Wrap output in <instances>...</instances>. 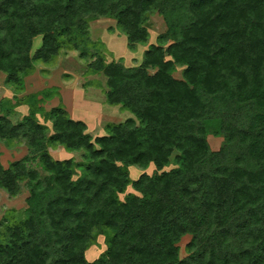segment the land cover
Wrapping results in <instances>:
<instances>
[{
	"label": "trees",
	"instance_id": "obj_1",
	"mask_svg": "<svg viewBox=\"0 0 264 264\" xmlns=\"http://www.w3.org/2000/svg\"><path fill=\"white\" fill-rule=\"evenodd\" d=\"M151 13L166 30L136 66L107 61L90 37L108 17L133 50ZM65 50L134 118L93 137L61 102L45 108L57 87L0 99V142L27 147L0 161V192L27 191L0 218V264H264V0H0V72L14 93ZM57 147L80 158H54ZM150 164L131 180L129 166Z\"/></svg>",
	"mask_w": 264,
	"mask_h": 264
},
{
	"label": "rangeland",
	"instance_id": "obj_2",
	"mask_svg": "<svg viewBox=\"0 0 264 264\" xmlns=\"http://www.w3.org/2000/svg\"><path fill=\"white\" fill-rule=\"evenodd\" d=\"M149 39L146 44H139L135 49H129L126 36L121 33L115 24V20L108 17H99L89 25L90 37L94 41L104 44L106 50V60H116L125 66H136L141 63L143 52L148 45L156 43L157 38L165 30L163 19L157 13H151L147 20ZM41 43V36L34 38L32 51ZM89 60L83 59L74 50L62 51L50 65L35 63V71L25 78V87L22 92H15L5 85V74L0 72V99L3 97L13 98L15 95L21 97L24 94L32 93L44 88L57 87L59 97H54L44 103L45 108L57 105L61 102L67 110L69 116L75 120L83 121L87 126V132L93 137L104 134L103 125L106 122H120L127 118H134L128 110L120 108L119 105L106 103L105 91L107 90L106 78L101 74H91L87 72ZM181 68L178 67L174 73L175 77H181ZM16 110L21 114H26V105L20 104ZM17 118L15 117L14 120ZM208 142L213 150H217L222 144L221 137L208 136ZM54 158L66 159L69 157L80 158V151H67L62 147L50 149ZM27 154V147L19 144L14 148H7L0 142V161L4 167ZM172 166V165H171ZM153 164L146 169H141L135 165L129 166L131 180H135L141 173H152ZM133 191L129 185L126 192ZM124 194H120L122 197ZM27 191L23 188L17 197H8L0 192V218L5 210L15 208L21 210L24 207V199ZM105 233L96 234V244L88 251V258H95L103 249ZM181 254L184 252V241L181 243Z\"/></svg>",
	"mask_w": 264,
	"mask_h": 264
}]
</instances>
